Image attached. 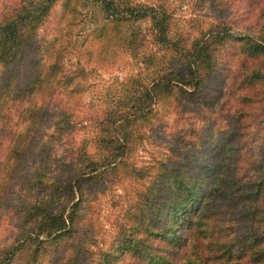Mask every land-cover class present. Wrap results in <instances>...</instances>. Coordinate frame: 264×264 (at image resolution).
<instances>
[{
	"label": "rangeland",
	"instance_id": "rangeland-1",
	"mask_svg": "<svg viewBox=\"0 0 264 264\" xmlns=\"http://www.w3.org/2000/svg\"><path fill=\"white\" fill-rule=\"evenodd\" d=\"M125 1L145 17L116 23L106 20L93 0H58L34 38L29 37L40 47L38 59L45 64L61 51L59 45L66 52L56 78L62 82L51 90L56 96L54 115H46L36 128L27 157L0 200V264H149L132 253L138 234L130 227L139 210L147 211L152 202L141 199L143 192H151L155 208L163 209L172 182L156 162L172 159V153L190 181L204 185L210 177L200 173L201 168H214L206 215L191 230L182 216L170 223L181 240L172 247L177 261L255 264L251 253L258 251L264 264V50L253 40L251 47L259 54L249 59L240 42L250 35L264 40L261 22L255 26L256 20L246 15L247 0ZM15 2L0 0V13ZM164 16L162 30L156 22ZM131 33L135 37L129 40ZM198 42L208 47L200 72L206 83L214 80L212 109L205 108L204 98L196 101L174 91L161 93L158 104L146 107L151 110L146 118L137 117L118 129L108 125L135 113L138 106L129 112L121 106L130 95L142 97L145 105L150 71L162 76L170 67L177 71L179 65L188 66V48ZM72 74V93H66L63 81ZM22 105L9 103L0 115V150L8 134L25 127ZM67 106L70 119L82 125L76 144L90 139L93 130L107 141L135 140L130 150L118 147L121 162L110 170L107 153L89 146L87 154L102 169L88 175L75 163L73 148H67L71 139L63 147L54 138H44ZM193 109L203 115H194ZM190 128L195 129L193 135ZM187 137V143L193 139L192 146L181 143ZM171 164L167 161L168 167ZM258 191L261 198L256 197ZM45 214L63 215L69 235H38ZM162 247L157 238L144 246L148 253H166Z\"/></svg>",
	"mask_w": 264,
	"mask_h": 264
},
{
	"label": "trees",
	"instance_id": "trees-1",
	"mask_svg": "<svg viewBox=\"0 0 264 264\" xmlns=\"http://www.w3.org/2000/svg\"><path fill=\"white\" fill-rule=\"evenodd\" d=\"M57 1L17 0L9 11L4 8L0 13V115L9 107V103H22L21 114L25 118V127H22L21 131L8 134L7 145H4L3 148L1 147V150L4 149L5 157L4 162L0 163V200L5 196L7 189L16 178L27 157V150L32 145L31 136L35 134V130L41 125L43 118L48 114L54 115L56 110V96H53L51 90L55 82L58 84L62 82L59 79L56 81V78L60 72L62 53L66 52V48L59 45L57 48L61 51L54 60L45 64L44 61L38 59L40 47L29 37L34 38L35 31L46 20ZM93 1L98 4L106 20L111 19L116 23H132L137 18L145 17L141 15L139 9L133 7L125 0ZM244 10L247 16H252L256 20L255 26L260 21L262 28H264V0H247ZM164 17V19L156 22L158 27H162V30L163 22L168 16ZM219 36H223V31L219 33ZM134 37V33H131L128 39L132 40ZM245 38L249 39L246 43L244 42L246 39H240V42L247 50L249 57L246 58H257L259 49L254 50L251 44L254 43V40L261 44L257 45L264 50V40L254 38L253 35ZM203 44L198 42L195 44L196 46L190 45L188 48L191 53L189 64L188 66L179 65L180 70L174 71L170 67L162 76L157 71L154 73L148 71V76L152 82L150 90H148L150 97L145 99L147 100L145 105L140 103L143 100L142 97L138 98L130 95L121 106L126 112L134 110L138 106L135 108V113H125V116L123 115L122 118L111 121V124L108 125H111L113 129H118L124 124L132 122L137 117L146 118L151 110L147 109L148 111H145V108H148L149 105L158 104V97L161 93L171 94L175 91L179 95H188L193 99L197 97L194 99L196 101L199 99L202 101L204 98L206 102L205 108L207 110L209 108L212 109L214 106V80L211 83H206L207 78L200 72L201 57L208 52L207 46L201 47ZM240 52H243L242 49ZM184 56L188 57L189 53L185 52ZM205 58L209 60L208 56ZM170 64L172 65V63ZM23 73L24 75L22 76ZM75 79L74 74H72V77L65 76L63 85L66 93H72L70 86ZM118 108L121 107L118 106ZM193 110L194 115H203L199 109ZM71 111L70 106L65 107L62 115L58 116L59 119L55 117L52 120L48 135H45L44 138H54L55 143L63 147L66 139H71V145H67V148H73L76 156L75 163L79 164L84 171L88 170V175L102 169V166L93 161L87 154L89 146H92L98 153H107L108 157H106V160L109 163L108 166L110 167L108 168L110 170L116 162H121L119 160L122 155L119 154L118 147H121L123 152L130 150L135 140L132 138L130 140L117 138L107 141L102 134L100 135V133L93 130L90 139H85L81 143L76 144V134L80 132L82 125L70 119ZM90 128L92 129L93 125ZM194 131L195 129H191L189 135H193ZM3 134L5 137V133ZM186 140H188V137L181 143L183 142L186 146L193 145L194 141L191 137H189L191 143H187L188 141L186 142ZM109 144H112V146H109ZM175 154L172 153V159L168 157L167 160L156 162L158 169L169 173L166 174V177L172 182L171 192L163 205V209L155 208L156 201L151 198V192H143L141 199L149 198L152 202L148 206L147 211L143 207L139 210V216L132 222L130 227L138 234L137 239L133 243L132 253L141 255L145 260L148 259L149 264H193L192 262L182 263L177 261V255L173 252L172 247L176 242L180 243L181 240L173 235V228L170 227V223L182 216L188 221L186 229L191 230L206 215L210 197L212 196L211 187L214 184V168H201L200 173H208V178L210 177V181H207L204 185L190 181L186 174L183 173L186 171H180L181 163L176 161L178 158ZM211 155H214V152ZM167 161L172 163L171 167L167 166ZM87 174L84 175V178L88 176ZM260 192L256 193L257 198L263 196L259 194ZM141 206L142 203L139 204V207ZM150 206L152 207L150 208ZM38 211H40V208H38ZM38 214L36 213V215ZM67 223L69 221L63 215L45 214L38 223V235H46L48 238L68 236L71 229ZM155 238L158 239V245L163 246L162 248L167 250L166 253L160 254L157 249L149 253L145 250L144 246ZM160 250L162 249L160 248ZM251 254V259L255 264H260L263 261V257L258 251H252ZM106 264L116 263L108 262Z\"/></svg>",
	"mask_w": 264,
	"mask_h": 264
}]
</instances>
